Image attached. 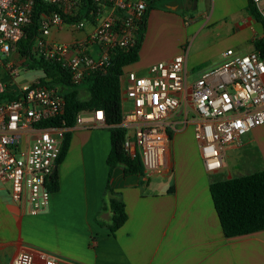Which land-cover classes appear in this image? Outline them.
I'll list each match as a JSON object with an SVG mask.
<instances>
[{"label":"crops","instance_id":"obj_1","mask_svg":"<svg viewBox=\"0 0 264 264\" xmlns=\"http://www.w3.org/2000/svg\"><path fill=\"white\" fill-rule=\"evenodd\" d=\"M167 1V9L150 11L139 61L124 72L145 75L151 64L187 51V67H210L214 55L194 60L185 48L188 37L193 40L201 33H227L229 43L218 53L221 59L228 49L255 51L253 42L263 36V24L247 10L248 0H212L209 16L189 13L198 10L200 0L194 10L185 7L193 1ZM87 25L79 32L64 27L55 34L65 29L79 33L80 38L62 41L71 43L93 32L94 23ZM21 86L15 84V89ZM126 102L122 92V104ZM195 120L190 104L170 118L175 125L168 157L171 170L125 176L118 167L110 179L109 126L85 123L67 129L71 139L58 166L59 190L52 193L45 213L27 214L0 181V264H12L19 253L30 250L53 254L60 264H264V231L227 238L210 193L215 182L264 171V150L252 148L258 147L254 140L241 139L224 149L222 169L210 173L194 139ZM108 184L123 199L128 215L114 234L100 225H109L112 218L110 210H102Z\"/></svg>","mask_w":264,"mask_h":264},{"label":"built area","instance_id":"obj_2","mask_svg":"<svg viewBox=\"0 0 264 264\" xmlns=\"http://www.w3.org/2000/svg\"><path fill=\"white\" fill-rule=\"evenodd\" d=\"M264 21V0H252ZM41 2L38 36L31 54L57 61L69 71L74 84L105 69L116 49L133 47L147 13L148 0H0V93L6 91L3 69L11 79L20 67L28 69L19 44L33 24L35 6ZM80 15L87 16L78 19ZM65 17L73 19L69 22ZM88 22L94 30L71 43L51 39L53 31L68 27L82 31ZM16 56L3 62L1 56ZM188 51L169 61L149 66L145 75L135 71L120 77L126 99L122 104V127L126 130L124 151L139 157L143 173L167 169L171 131L170 118L190 104L195 113L194 139L200 148L205 169L214 173L223 167V152L254 129L264 126V58L259 52L238 53L228 49L222 62L199 71L189 82ZM18 99L0 103V181L9 186L12 200L29 215L45 213L51 203L49 178L58 169V160L67 128L41 127L65 112V100L57 90L24 84ZM105 123L104 112H82L76 124ZM12 264H60V259L42 250L19 253Z\"/></svg>","mask_w":264,"mask_h":264},{"label":"trees","instance_id":"obj_3","mask_svg":"<svg viewBox=\"0 0 264 264\" xmlns=\"http://www.w3.org/2000/svg\"><path fill=\"white\" fill-rule=\"evenodd\" d=\"M167 0H148L147 13L137 32L135 43L129 50L116 49L113 51L109 65L101 71L87 76L81 84H74L69 71L64 69L57 61H46L36 58L31 54V46L38 36L40 14L45 11V6L39 2L35 6L34 19L28 35L19 44V54L26 57V65L30 70H40L44 77L39 80L40 85L57 90L66 103L64 114L55 119L44 121L39 126L64 125L67 129L76 125L77 117L82 112L93 113L103 111L105 123L109 126L111 134V150L107 157L109 166V179L116 168L122 167L125 176L141 175L143 166L139 157L132 158L124 151L126 130L122 127V89L120 77L124 69L139 61L140 51L146 36L148 16L152 9L163 7L167 9ZM194 1V0H183ZM88 8L93 6L92 0H85ZM247 10L256 20L263 24V36L253 42L254 50L264 58V21L257 11L252 0H248ZM80 15L77 18H86ZM67 22L73 20L65 17ZM89 93L87 99L80 98V92ZM19 92L7 89L0 93V103L18 99ZM71 134L66 132L61 148L58 165L62 163L69 149ZM48 189L52 192L59 190L58 169L49 178ZM210 193L218 215L220 225L227 238L248 235L264 231V171L234 178L227 181L215 182L210 185ZM102 210L112 213L107 227L113 234L116 233L127 221L123 199L107 185L104 194ZM97 220V219H96Z\"/></svg>","mask_w":264,"mask_h":264},{"label":"rangeland","instance_id":"obj_4","mask_svg":"<svg viewBox=\"0 0 264 264\" xmlns=\"http://www.w3.org/2000/svg\"><path fill=\"white\" fill-rule=\"evenodd\" d=\"M213 8V1L212 0H200L199 3V7L197 11H189V13L192 14H197V13H201V12H206L209 16L210 12ZM89 27V25H87V28ZM207 31V30H206ZM56 32L53 31L52 32V36H54V39H56V41L62 42V41H67L70 40L71 38H80L79 33H74V34H69L68 30L65 29L62 33L60 34H55ZM206 33V32H205ZM227 33H222L221 36H216L213 34H209L207 37H205L203 35V33H201L200 35H196L195 38L193 40H191V37H188L185 40V48L189 50V55L191 58H193L194 60L197 59H203L206 56L209 55H214L216 61H212V59H210L207 64V66L210 67H204L206 65H200L195 67V69H192V67H188L190 76H189V82H193L194 80H196V78L199 76V71L201 70H205V69H209V68H213V65L216 63L221 62V56L218 55V53L221 52V50L223 49V47L228 45V40L225 39ZM3 62H8V61H15L16 56L15 54L12 55V57L7 58L5 56H1ZM43 76V72L40 70H30V69H23V66L20 67V71H19V77H16L15 80L11 79L10 76L8 75V71L6 69H3V80H4V84H5V89H9L12 92H19V90L17 91L15 89V84H20L22 83V85L24 84H30V82L33 81H37L39 80L38 78H41ZM89 97V93L86 90H82L80 92V98L82 100L87 99ZM264 133V126L258 127L255 130L251 131L250 134L244 136L242 138L243 143L247 142L248 139L254 140V142H256L258 144V147L256 146H252V148L256 149L257 148L260 150V152H263V148L264 146L262 144H264V139L262 138V134ZM172 137L170 138V151H171V146H172ZM171 154V153H170ZM167 167H169V170H171L170 165L168 164Z\"/></svg>","mask_w":264,"mask_h":264},{"label":"water","instance_id":"obj_5","mask_svg":"<svg viewBox=\"0 0 264 264\" xmlns=\"http://www.w3.org/2000/svg\"><path fill=\"white\" fill-rule=\"evenodd\" d=\"M187 1H184V3H186ZM196 6H197V0H194L192 3H188V5L185 7L188 8V9H196Z\"/></svg>","mask_w":264,"mask_h":264}]
</instances>
